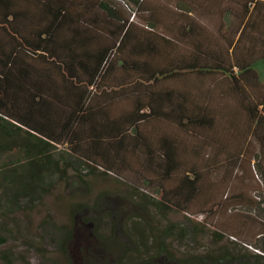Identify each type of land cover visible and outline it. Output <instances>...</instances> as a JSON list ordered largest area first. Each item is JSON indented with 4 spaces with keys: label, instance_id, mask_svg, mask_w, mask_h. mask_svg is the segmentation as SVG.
Wrapping results in <instances>:
<instances>
[{
    "label": "trees",
    "instance_id": "obj_1",
    "mask_svg": "<svg viewBox=\"0 0 264 264\" xmlns=\"http://www.w3.org/2000/svg\"><path fill=\"white\" fill-rule=\"evenodd\" d=\"M76 1L0 0V151L38 156L45 174L74 159L127 184L142 209L201 219L238 247L233 260H264V0ZM170 79L182 111L158 119L180 126V144H137L153 110L144 100ZM129 227L157 244L144 258L173 262L160 237L176 224Z\"/></svg>",
    "mask_w": 264,
    "mask_h": 264
},
{
    "label": "rangeland",
    "instance_id": "obj_2",
    "mask_svg": "<svg viewBox=\"0 0 264 264\" xmlns=\"http://www.w3.org/2000/svg\"><path fill=\"white\" fill-rule=\"evenodd\" d=\"M12 149L0 151V264H136L130 258L134 250L144 258L157 244L139 243L129 227L132 220L144 221L157 234L167 222L176 224V230H167L169 236L160 237L171 252L169 264H242L233 260L238 247L226 236L213 239L212 229L201 219L142 209L139 202L134 204L138 196L127 184L74 159L63 168L56 165L55 174H45L38 156L28 158ZM51 157L60 162L63 156L57 149ZM21 181L30 189L20 190L26 187ZM225 250L233 257H223ZM208 251L211 260L200 256ZM167 259L144 258L137 264H167ZM255 262L264 264L251 258L244 263Z\"/></svg>",
    "mask_w": 264,
    "mask_h": 264
},
{
    "label": "crops",
    "instance_id": "obj_3",
    "mask_svg": "<svg viewBox=\"0 0 264 264\" xmlns=\"http://www.w3.org/2000/svg\"><path fill=\"white\" fill-rule=\"evenodd\" d=\"M75 1V0H74ZM89 0H79L76 1L77 4L88 2ZM96 1V0H95ZM100 1V0H97ZM130 2H134L135 0H128ZM146 3L149 5H152L154 7L156 6H173L176 4H188V5H200V6H209L215 3H224L229 2L230 0H145ZM154 14H159L157 12H154ZM189 16H191L194 20H204L203 14H197L195 13H188ZM162 83L165 85H168L170 90H160L158 89V93L153 95L152 98L147 97L144 102L151 103L152 113L150 114V118L146 119L144 123L140 125V132H142L143 136L141 139L136 140L137 144H149L150 146H157L158 144H163L165 139H169L170 137L175 144H180L181 137L176 141L173 137V132L181 133L178 125H176L175 122L170 121L169 123H166L163 121L160 123L161 120L158 118H163L165 116H178L180 115L179 111H182L181 109H178V106L176 103H181L182 98L180 96V84L176 79H170V80H162ZM168 92L167 98L164 97V93ZM157 95V96H156ZM191 99V96H189ZM169 99V100H168ZM175 102V104L170 105V102ZM164 105H160V103H163ZM143 111H151L149 106H145L143 108ZM196 110H188L186 115H191ZM134 115V114H131ZM130 115V116H131ZM139 131V130H138ZM134 141V140H133ZM152 144V145H151Z\"/></svg>",
    "mask_w": 264,
    "mask_h": 264
}]
</instances>
